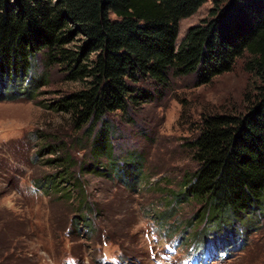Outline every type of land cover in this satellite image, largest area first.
<instances>
[{
    "label": "rangeland",
    "instance_id": "374dc122",
    "mask_svg": "<svg viewBox=\"0 0 264 264\" xmlns=\"http://www.w3.org/2000/svg\"><path fill=\"white\" fill-rule=\"evenodd\" d=\"M215 7L207 0L183 18L177 43L212 19ZM81 39L67 47L76 49ZM250 59L246 53L208 84L198 85L194 74L171 76L165 90L141 84L153 99L108 116L112 145L103 152L87 127L74 129L70 113L54 106L83 84L67 80L62 65L46 68L39 55L32 73H44L48 82L36 98L0 100V264H187L217 238L230 248L211 264H264V209L221 236L225 229L203 222L196 201L178 200L183 176L198 167L190 141L203 117L245 113L258 100L264 78L246 68ZM50 145L58 146L54 154ZM139 155L145 171L131 190L121 180H134L127 161ZM55 157L73 159V177L58 176L63 166L49 162ZM85 164L106 176L84 171Z\"/></svg>",
    "mask_w": 264,
    "mask_h": 264
},
{
    "label": "trees",
    "instance_id": "16d2710c",
    "mask_svg": "<svg viewBox=\"0 0 264 264\" xmlns=\"http://www.w3.org/2000/svg\"><path fill=\"white\" fill-rule=\"evenodd\" d=\"M206 1L0 0V100L36 98L48 82L44 73H32L41 55L46 68L62 65L67 80L83 84L59 99L56 110L70 113L74 129L87 127L92 144L110 152L108 116L128 114L153 99L141 85L145 82L165 90L171 76L194 74L198 85L208 84L246 53L251 58L246 68L264 78V0H214L213 18L192 26L177 43L180 21ZM77 36L82 43L68 48ZM57 147L46 150L54 154ZM190 148L198 167L183 176L178 200L196 201L203 222L216 221L210 225L218 232L225 229L218 235L264 209V86L245 113L204 116ZM49 162L63 166L59 177H73L72 158ZM127 162L134 180L121 182L134 190L144 159L139 155ZM81 169L105 171L89 164Z\"/></svg>",
    "mask_w": 264,
    "mask_h": 264
}]
</instances>
